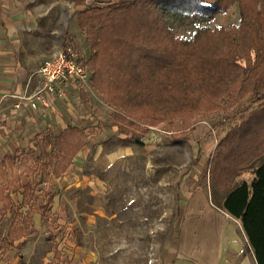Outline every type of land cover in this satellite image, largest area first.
Returning a JSON list of instances; mask_svg holds the SVG:
<instances>
[{
	"label": "rangeland",
	"instance_id": "obj_1",
	"mask_svg": "<svg viewBox=\"0 0 264 264\" xmlns=\"http://www.w3.org/2000/svg\"><path fill=\"white\" fill-rule=\"evenodd\" d=\"M197 1L209 11L191 10ZM24 5L22 63L29 68L34 57L59 50L83 59L88 79L70 104L90 117L79 121L64 104L82 148L59 160L56 173L62 175L50 180L52 212L16 247V264L42 261L54 247L52 231L59 238L68 228L73 264H170L184 249L190 193L210 190L208 160L220 139L230 132L244 149L251 139L264 146L263 92H252L255 84L264 89V0H26ZM4 8L0 1L2 18ZM82 9L86 23L97 17L102 24L80 25ZM142 47L151 52L145 65L162 62L151 71L149 66L127 70L142 61ZM122 62L130 66L120 67ZM240 124L246 131L234 132ZM38 154V149L23 151L7 172L39 190ZM248 172H239L235 181ZM10 218L8 212L0 220V237Z\"/></svg>",
	"mask_w": 264,
	"mask_h": 264
},
{
	"label": "crops",
	"instance_id": "obj_2",
	"mask_svg": "<svg viewBox=\"0 0 264 264\" xmlns=\"http://www.w3.org/2000/svg\"><path fill=\"white\" fill-rule=\"evenodd\" d=\"M0 1L6 13L12 10L11 16L5 13L3 18L0 17V189L13 204L2 209L0 203V212L3 211L0 220L6 213H11L5 232L0 237V264H16L19 258L16 247L25 244L30 230L41 219H49L53 201L50 180L51 177L60 178L62 174L54 175L50 171V163H46L44 173L41 171L35 176L43 185L38 190L30 181L21 183V175L12 171L8 173L7 167L9 164H18V155L23 151L39 150L42 136L55 134L56 131L61 133L69 124L75 125L63 111L64 104L79 121H85L90 116L71 107L70 100L77 91L73 89L65 99H55L46 110L40 104L36 109L30 107L26 96L41 86L42 80L37 69L44 57H34L31 67L24 66L20 50L23 20L27 16L26 0ZM13 14L18 16L13 17ZM46 149L49 151L50 145ZM40 165L42 167V163ZM16 196L20 198L15 200ZM186 208L189 216L188 222H184V249L170 264H257L240 219L216 205L210 190H193ZM58 211L63 213L61 208ZM52 234L55 240L52 252L36 264H73L70 228L59 238L54 237L53 231Z\"/></svg>",
	"mask_w": 264,
	"mask_h": 264
},
{
	"label": "trees",
	"instance_id": "obj_3",
	"mask_svg": "<svg viewBox=\"0 0 264 264\" xmlns=\"http://www.w3.org/2000/svg\"><path fill=\"white\" fill-rule=\"evenodd\" d=\"M76 2L81 4L83 0H76ZM201 2L202 1H197L194 5L191 4V10H197L198 13L208 12V9L202 7ZM184 9L186 10V8ZM85 12L86 10L82 9L78 13L80 25L90 28L95 24L97 26L101 23L97 17H95V21L91 18L88 23H86V18L84 17ZM82 16L84 18H82ZM141 50H143V52L138 57V59H142L141 62H134L136 64L133 63L131 67H128L130 64L127 62H122L118 65H120V67H128L127 70L133 69L134 71L142 70L148 66L150 71L153 68H158L162 61L158 60L153 62L154 64H151L153 67L149 63L145 65L143 59L149 57L151 52H145L143 47ZM164 63L167 65L169 64L168 62H163V64ZM118 67L115 68L116 71H120ZM91 70L93 73V68H91ZM96 84L97 82L94 81L93 85H95V88H97ZM260 90L263 92L262 97L264 100V89H262V85L255 84L252 86V92L258 93ZM262 108L264 110V105H262ZM114 115L116 117L118 116L115 113ZM250 120L251 119H247V123H251L252 126L253 121L248 122ZM244 122H246V120ZM262 122L261 118H259L258 123L261 124ZM245 124L234 127V132H237L238 127L246 131V129H244ZM253 126L251 127L252 130ZM125 127H127V124H125ZM119 130L123 132L125 128L120 126ZM75 131L79 132L74 126H67L58 136L50 134L40 138L38 157L42 159V173H44L46 163H50V167L53 171L52 173L56 176L60 175L56 173V168L60 163L59 160L63 159L71 150L78 151L82 145L80 136H72V133ZM241 132L242 131H239L238 133ZM234 139L233 133L230 134V132H227L226 135L220 139L212 157L208 160V179L212 201L240 219L242 227L254 250L257 264H264V146L260 143H252L253 140L251 139L249 146L244 149L239 145L240 142L236 141L233 143ZM48 145H50L49 151L46 149ZM229 149L233 152L238 151V153H234V156H230ZM240 150H242V155ZM245 170H249L248 173L250 175L248 177H242L238 182L235 181L239 172ZM0 203L2 204V209L3 207H11L13 205L11 199L2 194V189H0ZM2 214L3 211L0 212V216ZM23 232H25V229H23Z\"/></svg>",
	"mask_w": 264,
	"mask_h": 264
},
{
	"label": "built area",
	"instance_id": "obj_4",
	"mask_svg": "<svg viewBox=\"0 0 264 264\" xmlns=\"http://www.w3.org/2000/svg\"><path fill=\"white\" fill-rule=\"evenodd\" d=\"M37 72L41 86L27 96L30 107L42 105L48 109L55 99H65L70 90H78L88 79L89 70L83 59H77L64 51H57L41 60Z\"/></svg>",
	"mask_w": 264,
	"mask_h": 264
}]
</instances>
